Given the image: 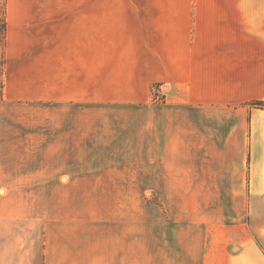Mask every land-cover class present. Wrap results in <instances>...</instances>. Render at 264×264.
Instances as JSON below:
<instances>
[{
    "label": "crops",
    "instance_id": "1",
    "mask_svg": "<svg viewBox=\"0 0 264 264\" xmlns=\"http://www.w3.org/2000/svg\"><path fill=\"white\" fill-rule=\"evenodd\" d=\"M78 1L0 0L2 116L43 108L61 156L130 165L138 188L105 193L158 197L173 264H264V15H129L101 39L98 5ZM28 128L0 122V164L34 161ZM40 251L0 221V264Z\"/></svg>",
    "mask_w": 264,
    "mask_h": 264
},
{
    "label": "rangeland",
    "instance_id": "2",
    "mask_svg": "<svg viewBox=\"0 0 264 264\" xmlns=\"http://www.w3.org/2000/svg\"><path fill=\"white\" fill-rule=\"evenodd\" d=\"M68 1L72 10V0ZM94 2L100 11L101 39H106L109 26L122 27L129 15H144L149 18L148 23H154L159 14L264 15V0ZM5 117L7 120H3ZM12 120L29 127L24 133L29 136L25 142L29 149H21V154L31 156L34 161L0 164V221H6L12 228L19 226L20 236L30 238L37 257L43 248L46 264H120L119 255H123L125 245L126 264H173L171 244L162 243L165 235L170 237L167 228L170 213L165 212L158 197L105 193L109 191L107 188L114 191L113 187H132V191L138 188L137 181L130 186L127 180L130 165L94 164L85 155L78 158L65 155V149V156H61V133L50 134L46 130L49 126L45 124L43 108H30L25 117L2 116L0 111L1 123ZM50 137L57 146L51 154L45 153L43 147ZM70 159L85 162H69ZM26 176L31 179L23 178Z\"/></svg>",
    "mask_w": 264,
    "mask_h": 264
},
{
    "label": "trees",
    "instance_id": "3",
    "mask_svg": "<svg viewBox=\"0 0 264 264\" xmlns=\"http://www.w3.org/2000/svg\"><path fill=\"white\" fill-rule=\"evenodd\" d=\"M3 32H4V28L2 27L1 28V37L3 35ZM251 106L253 108H256V109H260V110H264V101H261V102H254L251 104Z\"/></svg>",
    "mask_w": 264,
    "mask_h": 264
},
{
    "label": "built area",
    "instance_id": "4",
    "mask_svg": "<svg viewBox=\"0 0 264 264\" xmlns=\"http://www.w3.org/2000/svg\"><path fill=\"white\" fill-rule=\"evenodd\" d=\"M159 100H161V98Z\"/></svg>",
    "mask_w": 264,
    "mask_h": 264
}]
</instances>
